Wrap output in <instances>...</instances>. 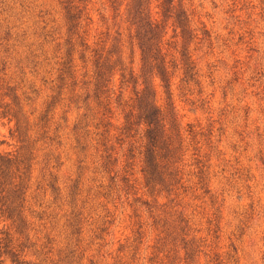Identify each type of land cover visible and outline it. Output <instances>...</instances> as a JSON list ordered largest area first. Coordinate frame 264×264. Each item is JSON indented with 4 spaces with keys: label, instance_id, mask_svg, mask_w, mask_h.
Returning a JSON list of instances; mask_svg holds the SVG:
<instances>
[{
    "label": "rangeland",
    "instance_id": "obj_1",
    "mask_svg": "<svg viewBox=\"0 0 264 264\" xmlns=\"http://www.w3.org/2000/svg\"><path fill=\"white\" fill-rule=\"evenodd\" d=\"M73 1L69 32L66 0H0V152L28 166L0 264H264V0H149L146 74L133 0Z\"/></svg>",
    "mask_w": 264,
    "mask_h": 264
},
{
    "label": "trees",
    "instance_id": "obj_2",
    "mask_svg": "<svg viewBox=\"0 0 264 264\" xmlns=\"http://www.w3.org/2000/svg\"><path fill=\"white\" fill-rule=\"evenodd\" d=\"M66 1L65 10L66 18L69 24V32H73L79 28L81 21H85L89 18L83 19V10L80 6L73 5V0ZM81 1L82 0H79V2ZM148 1L149 0H133L132 7L129 9L133 25L136 27L135 39L142 55L143 74H146L147 70L151 67V64L155 60L157 40L159 37V25L149 16ZM93 52L95 58L94 79L96 81L97 89L100 90L103 86H105L106 82H109L108 77H110L112 72L111 66L108 65V63L111 62V60L109 57H105L104 59L97 50H94ZM144 103V99L139 100V108L140 104L142 108ZM146 107L147 110H145V116L147 121H150V117L154 112L150 101L146 103ZM155 113L153 117H155ZM0 114L4 117L11 116L10 110H2L0 111ZM12 117L17 120V129H20V121L15 115H12ZM46 118L47 115L41 119L43 122L42 130H44L48 124V120ZM129 122L130 120L128 123ZM46 134L47 131L44 132V135ZM27 174L28 166L23 159L0 152V217L4 218L5 221H9V228H14L16 233H23V230L26 227L24 207L28 189ZM6 235L7 238L5 240L7 242H12V240H9L10 234ZM9 253L12 254L14 264H36L28 260H19V258L15 256L16 254L13 250H10Z\"/></svg>",
    "mask_w": 264,
    "mask_h": 264
}]
</instances>
